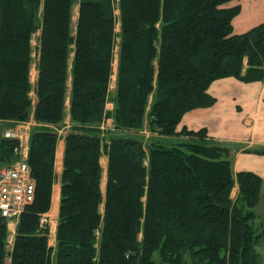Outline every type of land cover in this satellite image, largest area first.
Segmentation results:
<instances>
[{"label": "trees", "instance_id": "obj_1", "mask_svg": "<svg viewBox=\"0 0 264 264\" xmlns=\"http://www.w3.org/2000/svg\"><path fill=\"white\" fill-rule=\"evenodd\" d=\"M230 1L0 0V166L19 154L4 130L33 107L37 124L25 160L34 193L15 218L10 252L0 216V264H264V227L255 222L261 177L233 174L230 149L183 123L193 108L214 103V81L264 80V21L233 34L240 7ZM66 102L69 129L60 135ZM107 118L111 127L101 130ZM60 137L49 246L39 217L49 211Z\"/></svg>", "mask_w": 264, "mask_h": 264}, {"label": "crops", "instance_id": "obj_2", "mask_svg": "<svg viewBox=\"0 0 264 264\" xmlns=\"http://www.w3.org/2000/svg\"><path fill=\"white\" fill-rule=\"evenodd\" d=\"M75 13V14H74ZM72 24L74 25L77 15V7H74ZM39 32H35L30 37V46L32 48V64L30 69V82L34 85L37 78V50L36 43L38 41ZM117 47L114 49V52ZM112 63L113 73L110 78V91L115 87L116 72V54H114ZM72 54L69 55V66L72 62ZM69 82V79H68ZM70 85V82H69ZM209 93L213 97L214 103L209 107L193 108L184 116L183 123L189 130L204 129L206 133L219 144L230 149L229 160L232 166L233 174L240 171L254 172L261 177V190L259 193V202L255 207L256 219L258 226L264 227V80L244 83L238 79L225 78L214 81L209 86ZM33 104H35L36 96L34 92L30 93ZM67 111L65 114L64 127L59 129V134L63 135L67 131L69 125L68 102H66ZM113 103H108L107 109L110 111ZM34 107L28 116V119L22 123H16L10 129H15L19 133V142L21 144L20 157H27L29 144V136L34 127H37L33 118ZM112 120L107 118L104 120L106 128L100 126V129H108L111 127ZM54 156V174L55 178L52 183L51 202L49 211L46 215L51 220L49 225L50 234L48 235V245L54 246L55 229L57 225V217L59 213L60 202V177L63 166L64 140L62 137L57 139ZM103 177L101 179V189L104 190L105 180V156L100 158ZM236 189L234 185L233 191ZM263 224V226H262ZM15 224L8 226V236L6 240V251L10 252L12 248ZM264 237L257 243V250L263 246ZM5 264H9V257L6 258Z\"/></svg>", "mask_w": 264, "mask_h": 264}, {"label": "built area", "instance_id": "obj_3", "mask_svg": "<svg viewBox=\"0 0 264 264\" xmlns=\"http://www.w3.org/2000/svg\"><path fill=\"white\" fill-rule=\"evenodd\" d=\"M3 136L5 138H18L19 133L15 129L4 130ZM20 148L18 149V153ZM18 158L8 165L0 166V203H4L5 207H1L2 214L7 218L15 217V207L19 205V208L24 207L32 200L34 193V182L29 175V167L26 164L24 158ZM17 194V197L10 198V195ZM42 223H45L44 218L41 219ZM49 230V227H48Z\"/></svg>", "mask_w": 264, "mask_h": 264}, {"label": "rangeland", "instance_id": "obj_4", "mask_svg": "<svg viewBox=\"0 0 264 264\" xmlns=\"http://www.w3.org/2000/svg\"><path fill=\"white\" fill-rule=\"evenodd\" d=\"M235 4H237L240 7V9L239 12L235 14L232 19L233 34L246 33V31L250 30V28L264 21V0H233L227 2L225 6L231 7ZM73 13H74V9L72 10V14ZM116 53L117 50L114 52V54ZM234 194H236L235 189L231 195L234 196ZM46 219L51 223V220L48 218V215H46ZM50 223L48 224L47 227L51 225ZM259 249L261 251V256L263 257V262H264V243L263 246L259 247Z\"/></svg>", "mask_w": 264, "mask_h": 264}, {"label": "bare ground", "instance_id": "obj_5", "mask_svg": "<svg viewBox=\"0 0 264 264\" xmlns=\"http://www.w3.org/2000/svg\"><path fill=\"white\" fill-rule=\"evenodd\" d=\"M6 130H9V129H6ZM15 139H17L18 140V138H15ZM18 142H19V140H18ZM18 148H21V144H20V142H19V146H18ZM14 197H17V194H14V195H10V198H14ZM31 201V200H30ZM29 201V202H30ZM0 206L1 207H5V204L4 203H0ZM21 209H22V207L21 208H19V205H17L16 207H15V210H16V215H15V217H13V218H7L6 216H4L3 214H2V209L0 208V216L2 217V218H5L6 219V221L8 222V226H10L11 224H15V218L19 215V213L21 212ZM42 218H44L45 220H46V222L45 223H42ZM39 220H40V226L41 227H43V228H45L47 225H48V223H49V221L46 219V215H43V216H41V217H39Z\"/></svg>", "mask_w": 264, "mask_h": 264}]
</instances>
